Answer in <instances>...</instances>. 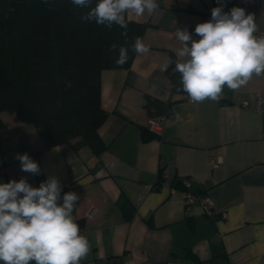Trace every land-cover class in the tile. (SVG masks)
<instances>
[{
    "label": "crops",
    "instance_id": "0c3cea01",
    "mask_svg": "<svg viewBox=\"0 0 264 264\" xmlns=\"http://www.w3.org/2000/svg\"><path fill=\"white\" fill-rule=\"evenodd\" d=\"M157 2L153 14L126 15L148 25L142 40L150 51L136 54L130 69L101 73V107L109 117L98 132L106 149L95 153L73 142L48 147L34 125L3 114L0 183L24 177L38 187L55 176L62 195L78 194L73 217L82 222L90 249L80 264H264V120L255 111L264 73L239 89L225 86L216 101L171 95L165 67L172 55L185 59L178 54L177 27L194 32L209 20L214 5L213 0ZM229 5L254 14L257 32L264 33V0H229ZM146 96L174 105L162 135L145 143L140 127L149 125ZM17 153H28L41 174L21 171ZM213 157L222 160L214 170ZM183 179L190 182L189 192L213 199L210 214L198 203L187 212L182 185L176 188ZM127 206L133 209L129 219ZM189 252L197 262L187 258Z\"/></svg>",
    "mask_w": 264,
    "mask_h": 264
},
{
    "label": "trees",
    "instance_id": "16d2710c",
    "mask_svg": "<svg viewBox=\"0 0 264 264\" xmlns=\"http://www.w3.org/2000/svg\"><path fill=\"white\" fill-rule=\"evenodd\" d=\"M96 2L92 0V6ZM87 11L71 0H0V131L6 128L3 114H9L18 123L34 125L48 147L73 142L95 153L106 149L98 132L109 117L101 107L100 76L108 69H130L136 56L129 50L128 62L118 66L110 46L128 47L135 37L143 38L148 25L127 20L126 42L125 30L118 25L82 21ZM176 61L172 55L166 71L171 95H187L180 87ZM173 105L171 99L146 96L143 108L150 118H169ZM140 129L145 143L157 137ZM179 184L182 181L176 188ZM127 211L129 219L133 209ZM77 223L81 228L82 222ZM187 258L198 261L191 252Z\"/></svg>",
    "mask_w": 264,
    "mask_h": 264
},
{
    "label": "clouds",
    "instance_id": "9594fccd",
    "mask_svg": "<svg viewBox=\"0 0 264 264\" xmlns=\"http://www.w3.org/2000/svg\"><path fill=\"white\" fill-rule=\"evenodd\" d=\"M211 18L198 23L193 38L187 28L177 27L176 38L182 47L175 62L180 74V87L193 102L219 99L225 86L236 90L246 85L253 75L264 73V36H257L254 14L234 6L224 11L227 0H217ZM77 8H88L81 20L111 28L118 25L125 31L127 42L129 11L142 16L159 9L157 0H71ZM129 50L136 54L150 51L141 37L128 47L113 43L115 63L123 66ZM167 70V66L165 67ZM70 86V85H69ZM21 171L40 175L41 168L28 153L15 155ZM55 176H49L38 187L26 178L0 183V264H80L89 253V242L81 233L73 212L79 196L63 193Z\"/></svg>",
    "mask_w": 264,
    "mask_h": 264
},
{
    "label": "built area",
    "instance_id": "2783aa9c",
    "mask_svg": "<svg viewBox=\"0 0 264 264\" xmlns=\"http://www.w3.org/2000/svg\"><path fill=\"white\" fill-rule=\"evenodd\" d=\"M213 5H214V7L219 6L217 0H213ZM229 6H230L229 0H227L226 7L224 8V11L227 12L229 10ZM210 18H211V15H210ZM190 33L193 34L194 39H198V37L195 36L194 32H190ZM255 35L264 36V33L256 32ZM248 105H249L248 102H244V104H243L244 107H248ZM255 111L258 114H260L264 120V93L256 94V96H255ZM167 119L168 118L166 116L157 117V118H150L148 129L152 133H154L155 135L161 136ZM209 164H210V167L214 170V169H217L221 166L222 160L218 157L217 158L213 157V158H210ZM182 185L184 187L183 198H184V202L186 205L187 212L191 213L195 204L198 203L200 208L202 209L203 213L210 214V212L215 207V203H214L213 199L209 196H202L199 194H194V193L189 192L190 182L188 179H183ZM226 216L227 215L224 212L221 213V217L223 219H226Z\"/></svg>",
    "mask_w": 264,
    "mask_h": 264
}]
</instances>
